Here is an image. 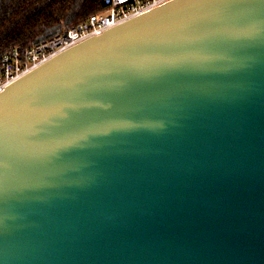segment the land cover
I'll list each match as a JSON object with an SVG mask.
<instances>
[{
    "label": "water",
    "instance_id": "water-1",
    "mask_svg": "<svg viewBox=\"0 0 264 264\" xmlns=\"http://www.w3.org/2000/svg\"><path fill=\"white\" fill-rule=\"evenodd\" d=\"M0 264H264V0H173L0 92Z\"/></svg>",
    "mask_w": 264,
    "mask_h": 264
},
{
    "label": "trees",
    "instance_id": "trees-1",
    "mask_svg": "<svg viewBox=\"0 0 264 264\" xmlns=\"http://www.w3.org/2000/svg\"><path fill=\"white\" fill-rule=\"evenodd\" d=\"M109 0H0V59L105 12Z\"/></svg>",
    "mask_w": 264,
    "mask_h": 264
},
{
    "label": "built area",
    "instance_id": "built-area-1",
    "mask_svg": "<svg viewBox=\"0 0 264 264\" xmlns=\"http://www.w3.org/2000/svg\"><path fill=\"white\" fill-rule=\"evenodd\" d=\"M170 1L173 0H109L105 12L32 48H14L0 59V92L60 52Z\"/></svg>",
    "mask_w": 264,
    "mask_h": 264
}]
</instances>
